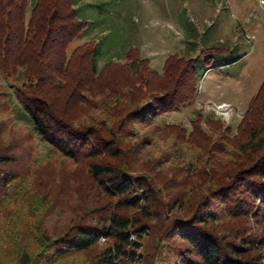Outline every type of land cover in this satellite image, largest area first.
I'll return each instance as SVG.
<instances>
[{"label": "trees", "instance_id": "obj_1", "mask_svg": "<svg viewBox=\"0 0 264 264\" xmlns=\"http://www.w3.org/2000/svg\"><path fill=\"white\" fill-rule=\"evenodd\" d=\"M75 6L0 0V71L25 78L0 96V264H264V81L235 133L199 111L190 130L157 124L194 101V59L159 73L130 49L100 69L95 42L68 58ZM10 119L74 172L45 181Z\"/></svg>", "mask_w": 264, "mask_h": 264}, {"label": "rangeland", "instance_id": "obj_2", "mask_svg": "<svg viewBox=\"0 0 264 264\" xmlns=\"http://www.w3.org/2000/svg\"><path fill=\"white\" fill-rule=\"evenodd\" d=\"M75 2L79 19L86 21L87 25L82 34L68 45V58L76 48L91 42L99 45L97 59L100 69L110 60L124 66L129 61L127 52L130 49L148 58L151 68L159 73H162L164 62L171 55L192 58L198 77L194 101L158 116L156 123L181 124L190 130L191 121L199 111L203 118L213 116L230 124L234 133L237 131L250 101L264 81V0ZM29 6L27 21L33 5ZM124 73H116V76ZM24 82L21 72L8 77L0 71V96L2 92L9 91L14 100L16 88ZM3 100L5 97H0L1 111L8 114ZM221 100L230 102L242 114L235 113L228 121L225 120L211 105ZM4 125L10 127L7 128L6 139H14L25 152L37 156L34 168L39 166L38 173L45 181L46 178H61L76 169L70 161L48 164L51 158L49 148L31 134L25 124L10 119ZM180 154L184 156L183 152ZM27 157L30 159L31 155ZM73 192L71 201L77 198ZM56 218L57 215H53L48 224ZM82 256L79 260H72L76 262L68 263L86 262L89 256Z\"/></svg>", "mask_w": 264, "mask_h": 264}, {"label": "built area", "instance_id": "obj_3", "mask_svg": "<svg viewBox=\"0 0 264 264\" xmlns=\"http://www.w3.org/2000/svg\"><path fill=\"white\" fill-rule=\"evenodd\" d=\"M215 112L219 115H221L225 120H229L232 115L235 113L242 114L240 110L235 109L234 106H232L229 103H212L211 104Z\"/></svg>", "mask_w": 264, "mask_h": 264}, {"label": "crops", "instance_id": "obj_4", "mask_svg": "<svg viewBox=\"0 0 264 264\" xmlns=\"http://www.w3.org/2000/svg\"><path fill=\"white\" fill-rule=\"evenodd\" d=\"M215 103H230V102H228V101H226V100H221V101H219V102H215Z\"/></svg>", "mask_w": 264, "mask_h": 264}]
</instances>
